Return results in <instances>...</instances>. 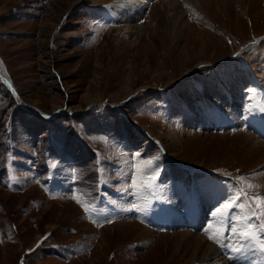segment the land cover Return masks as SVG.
<instances>
[{
  "label": "rangeland",
  "instance_id": "rangeland-1",
  "mask_svg": "<svg viewBox=\"0 0 264 264\" xmlns=\"http://www.w3.org/2000/svg\"><path fill=\"white\" fill-rule=\"evenodd\" d=\"M117 1L0 0V264H243L218 206L264 197V0H140L137 34Z\"/></svg>",
  "mask_w": 264,
  "mask_h": 264
},
{
  "label": "snow or ice",
  "instance_id": "snow-or-ice-1",
  "mask_svg": "<svg viewBox=\"0 0 264 264\" xmlns=\"http://www.w3.org/2000/svg\"><path fill=\"white\" fill-rule=\"evenodd\" d=\"M260 111L264 112V108ZM148 162V161H145ZM157 171L155 169H146L145 176L155 177ZM132 187L136 188L137 185L133 184ZM148 191L153 190V185L151 183L142 185ZM234 187L237 188L225 201L222 202V206H218V216L222 222V226L226 227L229 234L237 237L241 241V248H249L253 252L260 251L264 253V197H253L252 199L256 201L257 208L253 209L251 205H245L240 201L241 196L244 199H248L247 194L244 193L243 189H240L238 185ZM249 187H252L249 185ZM239 210L241 215H229V212L233 209ZM247 209L245 212L244 210ZM87 210V209H86ZM255 217L256 223H252V219ZM219 232L217 233V237ZM217 237H209L210 239H215L217 243L220 240ZM226 247V245H224ZM239 250V249H237Z\"/></svg>",
  "mask_w": 264,
  "mask_h": 264
},
{
  "label": "bare ground",
  "instance_id": "bare-ground-1",
  "mask_svg": "<svg viewBox=\"0 0 264 264\" xmlns=\"http://www.w3.org/2000/svg\"><path fill=\"white\" fill-rule=\"evenodd\" d=\"M188 1L193 2V3H198V5L203 6L207 9L208 6H210L212 4H216V5L220 4L224 7H228L230 0H188ZM257 1L258 0H250L251 3H247V6L250 7L252 10H254L253 9L254 7H255V9H257V4H255V2H257ZM231 2H232V0H231ZM120 3H121V5H120ZM126 4H127V6H126ZM144 5H145V3L143 1H140V0L139 1H133L131 3L126 1V0H118L117 1V4H115L113 6V10H114V14L116 15V18L119 19L123 24V25H121V27H122L121 31H125L126 34H129V33L137 34V32L139 31L140 28L137 27V25H135V20L137 19L138 15L140 14V11ZM177 5H178V3L176 1L169 3V7H167V8L169 10L168 13L170 16H174L177 13V10H178ZM136 9H137V11H136ZM129 12H131V13H129ZM258 144L264 146V143H261L260 141L258 142ZM263 162H264V156L258 164L260 165ZM169 212L171 213L172 216L175 215L171 209H169ZM193 215H195L193 217L195 219L196 225L198 226L199 223H201V221H202V217L199 213H196ZM179 223H182V222H179ZM147 231H149V230H147ZM149 233H153V232L149 231ZM194 236L195 235H191L189 233H184L185 238H193ZM196 239L199 241V245L197 248H203L202 244L205 246V248H204L205 253L203 252L205 254V257H204L201 264H228L226 262L227 260L225 261L224 259H221L219 257L220 253L218 252V250L216 248L207 244L201 237L196 238ZM191 245L192 244H190V247H191ZM258 255L262 256L260 252H257V251L253 252L249 248H241L237 252L235 260L242 261L243 264H264V260L259 258ZM212 259L216 260V262H214V263L211 262V261H213ZM193 262H196V258H194Z\"/></svg>",
  "mask_w": 264,
  "mask_h": 264
}]
</instances>
